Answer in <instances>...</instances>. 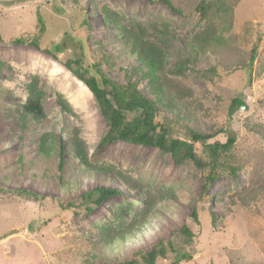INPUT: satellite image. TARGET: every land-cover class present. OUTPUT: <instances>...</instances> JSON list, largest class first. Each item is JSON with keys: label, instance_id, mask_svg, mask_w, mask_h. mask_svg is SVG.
<instances>
[{"label": "rangeland", "instance_id": "rangeland-1", "mask_svg": "<svg viewBox=\"0 0 264 264\" xmlns=\"http://www.w3.org/2000/svg\"><path fill=\"white\" fill-rule=\"evenodd\" d=\"M199 1L170 0L176 11L160 0H0V264H117L184 223L195 237L191 257L178 264H264V0H208L216 8L206 16L196 9ZM219 1L232 7L225 34L240 37L217 49L210 43L201 48L194 40L209 38L212 25L222 21ZM37 13L44 22L38 47L29 41ZM107 14L114 21L105 20ZM131 30L161 48L164 77L180 89L169 105L157 97L159 110L196 131L230 125L236 136V173L222 171L203 194L204 174L189 159L175 163L156 147L121 140L97 146L106 122L90 90L63 61L80 53L77 37L85 38L84 61L104 55L105 74L137 82L154 99L150 76L131 50ZM23 36L27 41L14 40ZM254 44L247 84L235 65L247 61ZM185 58L184 71H173ZM212 66L217 74L209 79L203 72ZM33 78L43 92L40 119L21 109ZM236 93L245 106L228 118ZM58 96L72 111L61 109ZM74 136L84 142L89 166L75 157ZM121 175L137 186L129 187ZM94 187L116 192L86 212L78 197ZM17 189L34 191L38 199ZM194 206L197 224L190 217ZM108 234L122 239L111 243ZM171 258L168 253L159 264Z\"/></svg>", "mask_w": 264, "mask_h": 264}, {"label": "trees", "instance_id": "trees-1", "mask_svg": "<svg viewBox=\"0 0 264 264\" xmlns=\"http://www.w3.org/2000/svg\"><path fill=\"white\" fill-rule=\"evenodd\" d=\"M168 5L172 10L178 11L174 8L170 0H160ZM222 7V21L212 25L209 31V38H196L194 43L199 47L204 48L208 43L213 45V49L217 47L226 46L229 42L234 41L240 35L231 33L225 34L226 29H229V19L231 17L232 7L227 5L225 1H219ZM208 0H200L196 5V9L202 16L209 15L215 11ZM112 15V13H110ZM115 19L113 16H105V20ZM114 21V20H113ZM227 25V27H226ZM218 30V33H217ZM44 31V22L39 13H37V31L31 35L29 41L32 45L38 47V35ZM130 37V47L132 52L136 55L139 63L146 69V74L150 76V86L157 92L156 98H150L142 93L137 85V82L127 79L125 83H120L101 69V62L105 60L104 55L94 57L92 60L84 61L87 55L83 48L82 37H77V42L80 46V53H76L73 57L67 58L63 61L64 66L69 69L72 74L81 80L94 96L101 116L106 122V131L100 137L97 146L121 140L124 142L152 146L160 149L164 153H169L175 163H182L189 159L192 163L203 172L204 182L202 183L203 194L209 184L218 177L222 171H229L233 175L237 171L236 164L231 159V152L233 151L236 136L230 131L231 127L222 126L211 127L208 132L196 131L188 126L180 125L172 121L159 110L157 105V97L165 96L166 104H171L174 99L180 98V89L170 80L164 77L163 74V60L164 54L154 42L144 38L142 32L127 31ZM239 34V33H238ZM241 34V33H240ZM243 34V33H242ZM64 35H68L64 33ZM209 39L211 40L209 42ZM17 42L27 41V37H17L14 39ZM58 47V46H57ZM61 47V42L59 43ZM257 45L254 44L249 52L247 61L242 65H235L236 69H241L245 76V81L250 84L252 81V64L256 58ZM48 53L53 52L50 50ZM189 61L188 58L179 61V66L176 72L184 71V63ZM234 68V69H235ZM183 69V70H182ZM204 75L212 79L214 74H217L216 67L212 66L205 70ZM27 97L22 104L23 116H31L34 119H40L44 116L42 105L43 92L38 86V80L33 78L27 85ZM241 94L236 93L229 101L227 107L228 118L234 112L241 109L242 101ZM58 104L63 111H72L68 102L61 96L57 98ZM223 133L225 140L214 139L217 134ZM72 145L75 157L81 164L90 165L84 142L74 136L72 138ZM63 143L60 142L59 153H63ZM62 159L59 160L58 166H62ZM121 178L129 187L135 188L136 182L128 183L126 176ZM18 195H26L33 199H38V193L25 189L15 190ZM116 192V189L107 187H94L86 190L78 197L79 204L83 205L86 212H90L92 208L99 205L103 200ZM41 198L43 196H40ZM147 200V199H146ZM66 206H71L67 204ZM151 204L148 201L142 208V217H146ZM191 219L197 224L198 209L196 206L192 207L190 211ZM214 218L210 214V224L213 225ZM135 224H130L128 228L133 231ZM111 235V234H108ZM195 237L194 232L187 224H182L178 230H171L169 237H161L156 242L151 244L149 248H139L132 252L128 260L118 262L117 264H159L161 260L168 258V253L173 254V258L169 259L167 263L163 264H178L181 261L189 259L191 252H189V244ZM111 243L121 240L116 237V234L109 236ZM180 240V243H178Z\"/></svg>", "mask_w": 264, "mask_h": 264}, {"label": "water", "instance_id": "water-1", "mask_svg": "<svg viewBox=\"0 0 264 264\" xmlns=\"http://www.w3.org/2000/svg\"><path fill=\"white\" fill-rule=\"evenodd\" d=\"M244 106H245V105H244V104H242V105H241V108H243Z\"/></svg>", "mask_w": 264, "mask_h": 264}]
</instances>
